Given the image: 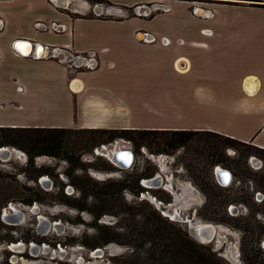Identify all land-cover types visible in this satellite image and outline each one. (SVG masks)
Returning <instances> with one entry per match:
<instances>
[{
	"label": "crops",
	"instance_id": "1",
	"mask_svg": "<svg viewBox=\"0 0 264 264\" xmlns=\"http://www.w3.org/2000/svg\"><path fill=\"white\" fill-rule=\"evenodd\" d=\"M112 1L118 14L0 0V127L211 131L264 148V0Z\"/></svg>",
	"mask_w": 264,
	"mask_h": 264
},
{
	"label": "rangeland",
	"instance_id": "2",
	"mask_svg": "<svg viewBox=\"0 0 264 264\" xmlns=\"http://www.w3.org/2000/svg\"><path fill=\"white\" fill-rule=\"evenodd\" d=\"M83 1L98 15L119 13L112 0ZM152 1L153 9L166 4ZM4 133L12 143L3 145L0 138V148L12 152L0 154V264H146L151 244L138 227L155 213L191 237L192 224L217 226V236L203 244L222 264L264 261V237L258 234L264 224V189L247 178L243 165H227L244 151L250 168L264 173V153L252 143L223 147L225 163L217 166L232 174L223 185L211 162L213 143L219 139L208 131L189 134L185 146L168 152H162L166 145L150 140L139 147L125 138L92 141L83 129ZM115 146L133 152L131 166L113 162ZM159 173L162 183L146 188L144 180ZM243 191L253 193L250 203H222ZM32 197L40 201L27 204ZM5 213H14V220L5 219Z\"/></svg>",
	"mask_w": 264,
	"mask_h": 264
},
{
	"label": "trees",
	"instance_id": "3",
	"mask_svg": "<svg viewBox=\"0 0 264 264\" xmlns=\"http://www.w3.org/2000/svg\"><path fill=\"white\" fill-rule=\"evenodd\" d=\"M33 129H43L44 131L51 132H65L71 129L63 128H13V127H0V138L5 139L1 144H8L7 136L11 131H29ZM84 132L92 135V141H97L96 138L101 139L106 137V141L113 142L117 138L130 139L137 145H145L147 141H154L158 144L166 145V148L162 152H168L167 148L171 150H177L182 146L186 145L188 140V135L193 132H205V131H191V130H150V129H83ZM212 136L218 138L219 140H214L211 153L212 164H217L219 162H224L223 147L232 146L234 144H244L237 138H233L227 135H223L218 132H211ZM160 135V137H158ZM257 150L264 153V148L255 146ZM249 153L241 151V157L239 160L228 161L227 165L235 167L246 168L247 178H252L257 182L259 188L264 189V173L254 172L250 168L249 164ZM33 161V157L31 158ZM225 163V162H224ZM148 176V175H147ZM139 181V179H138ZM211 188V185L208 184ZM123 187V186H122ZM123 187L122 190H124ZM212 190H214L212 188ZM215 192V191H214ZM216 193V192H215ZM253 193L243 191L241 194L231 197H225L222 201L224 204L231 203H250L253 199ZM34 201H40L38 197H32L25 202L27 204H32ZM264 201V199L262 200ZM99 217V216H98ZM247 229L252 230V225L246 222ZM141 232L148 239L151 246L148 248V254L146 258V264H222V259L217 257V255L211 252L208 245L198 242L196 239L191 237L188 232H185L181 227L176 226L173 221L163 218L159 213H155L153 216L146 218V221L138 227ZM240 229V228H239ZM260 237H264V224L260 226L258 232ZM29 241V240H28ZM246 247L242 248V251L246 259ZM264 264V261L262 262Z\"/></svg>",
	"mask_w": 264,
	"mask_h": 264
},
{
	"label": "water",
	"instance_id": "4",
	"mask_svg": "<svg viewBox=\"0 0 264 264\" xmlns=\"http://www.w3.org/2000/svg\"><path fill=\"white\" fill-rule=\"evenodd\" d=\"M142 10V8H140ZM139 9V10H140ZM20 41V40H19ZM42 50V52L40 51ZM40 51V52H39ZM33 54L37 57H40L44 54H48V55H53L54 51H50V50H46L43 46L39 45V44H35L34 45V51ZM83 56L78 54L75 56L74 62L77 66H81L83 64ZM6 154L9 156L11 154L10 150H6L5 151ZM254 159V158H253ZM112 160L114 163H116V165L124 167V168H128L129 166H131L132 161H133V152L131 150H121V151H113L112 154ZM220 166H216L215 167V173L218 176L219 182H221V184L226 185L231 181L232 178V174L224 168H221ZM144 186L148 189H152L154 186H159L162 183V176L161 174H157L156 176L152 177V178H148L144 180ZM12 211H15V209L12 207L10 208ZM15 214H9V213H5L4 214V218L7 219L8 221H13V216ZM47 224V222H46ZM59 224H55V226H58ZM191 235L197 239L198 241L202 242V243H207L210 242L217 234V231H215V225L213 224H203L201 226H197V224H192L189 228ZM18 246L13 245V248H17ZM32 249L36 252V250L38 249L37 244H32Z\"/></svg>",
	"mask_w": 264,
	"mask_h": 264
},
{
	"label": "built area",
	"instance_id": "5",
	"mask_svg": "<svg viewBox=\"0 0 264 264\" xmlns=\"http://www.w3.org/2000/svg\"><path fill=\"white\" fill-rule=\"evenodd\" d=\"M161 8L162 9H165V10H168L169 9V7L167 6V4H162L161 5ZM35 27L40 28V29H49L50 28V29H53V30H60L61 28H64L65 26L63 24H54V23H49L48 24L46 22L37 21V22H35ZM71 64L72 65H75V63L73 61H72ZM170 217L172 218V216H170Z\"/></svg>",
	"mask_w": 264,
	"mask_h": 264
},
{
	"label": "bare ground",
	"instance_id": "6",
	"mask_svg": "<svg viewBox=\"0 0 264 264\" xmlns=\"http://www.w3.org/2000/svg\"><path fill=\"white\" fill-rule=\"evenodd\" d=\"M140 11V10H139ZM202 13H204V12H202ZM41 52H42V50H40ZM39 51V52H40ZM43 53V52H42ZM73 62H74V59H73ZM75 63V62H74ZM75 66H77L76 64H75ZM6 150H10V148L9 147H1L0 148V154L2 155V156H4V157H7L8 155L6 154ZM121 150H123V149H117L116 147L114 148V150H112V151H114V152H118V151H121ZM11 152H12V150H10ZM221 169V168H220ZM154 187H156V186H154ZM170 187V186H169ZM15 208V207H14ZM16 210V209H15ZM211 224V223H210ZM201 225H203V223L202 224H199V225H197V226H201ZM213 225V224H212ZM215 231H217V226H215ZM217 236V235H216ZM215 238V237H214ZM208 243V242H207Z\"/></svg>",
	"mask_w": 264,
	"mask_h": 264
},
{
	"label": "flooded vegetation",
	"instance_id": "7",
	"mask_svg": "<svg viewBox=\"0 0 264 264\" xmlns=\"http://www.w3.org/2000/svg\"><path fill=\"white\" fill-rule=\"evenodd\" d=\"M199 224H202V223H197V225H199Z\"/></svg>",
	"mask_w": 264,
	"mask_h": 264
}]
</instances>
